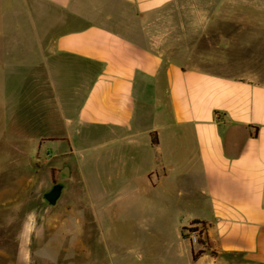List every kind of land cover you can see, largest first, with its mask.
<instances>
[{"label": "crops", "instance_id": "0c3cea01", "mask_svg": "<svg viewBox=\"0 0 264 264\" xmlns=\"http://www.w3.org/2000/svg\"><path fill=\"white\" fill-rule=\"evenodd\" d=\"M175 1L0 0V99L119 172L142 161L190 264H264V0L192 7L177 37Z\"/></svg>", "mask_w": 264, "mask_h": 264}, {"label": "rangeland", "instance_id": "374dc122", "mask_svg": "<svg viewBox=\"0 0 264 264\" xmlns=\"http://www.w3.org/2000/svg\"><path fill=\"white\" fill-rule=\"evenodd\" d=\"M223 2L176 0L171 7L184 14L162 20L177 37L174 25L194 19L188 9L225 7ZM246 6V1H229L226 7ZM187 31L181 34L188 35L183 40L188 45L193 29ZM25 101L7 108L0 99V264H190L178 222L151 204L159 194L152 191L142 161L137 169L119 172L120 161L80 150L89 146L83 145L85 133L74 136L72 151L69 140L52 137L62 136L61 128L31 125ZM60 181L65 187L52 205L44 193ZM188 226L182 230L186 239Z\"/></svg>", "mask_w": 264, "mask_h": 264}, {"label": "built area", "instance_id": "2783aa9c", "mask_svg": "<svg viewBox=\"0 0 264 264\" xmlns=\"http://www.w3.org/2000/svg\"><path fill=\"white\" fill-rule=\"evenodd\" d=\"M187 239L194 245L207 243L205 228L202 223L191 224L186 229Z\"/></svg>", "mask_w": 264, "mask_h": 264}, {"label": "water", "instance_id": "95a60500", "mask_svg": "<svg viewBox=\"0 0 264 264\" xmlns=\"http://www.w3.org/2000/svg\"><path fill=\"white\" fill-rule=\"evenodd\" d=\"M65 173L70 174L69 165L64 166ZM65 187L64 182H54L52 188L44 193L45 198L50 204L56 205L62 196L63 189Z\"/></svg>", "mask_w": 264, "mask_h": 264}, {"label": "trees", "instance_id": "16d2710c", "mask_svg": "<svg viewBox=\"0 0 264 264\" xmlns=\"http://www.w3.org/2000/svg\"><path fill=\"white\" fill-rule=\"evenodd\" d=\"M195 223H202L204 228L207 225L206 222L200 221V220H195V221L192 222V224H195ZM201 253H202V251H198L197 253H194V259H197L200 256Z\"/></svg>", "mask_w": 264, "mask_h": 264}]
</instances>
